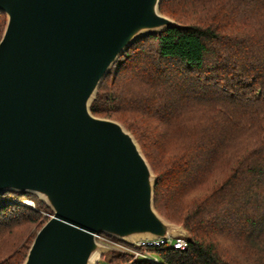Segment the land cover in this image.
<instances>
[{"label": "trees", "instance_id": "obj_1", "mask_svg": "<svg viewBox=\"0 0 264 264\" xmlns=\"http://www.w3.org/2000/svg\"><path fill=\"white\" fill-rule=\"evenodd\" d=\"M160 12L182 27L138 39L91 104L135 136L155 209L189 233L185 250L134 247L160 264H264V0H161ZM49 214L34 194L0 193V264H23Z\"/></svg>", "mask_w": 264, "mask_h": 264}, {"label": "water", "instance_id": "obj_2", "mask_svg": "<svg viewBox=\"0 0 264 264\" xmlns=\"http://www.w3.org/2000/svg\"><path fill=\"white\" fill-rule=\"evenodd\" d=\"M161 0H0V193L53 212L23 264H97L128 244L189 233L154 206L157 176L134 135L91 104L138 39L182 26Z\"/></svg>", "mask_w": 264, "mask_h": 264}, {"label": "built area", "instance_id": "obj_3", "mask_svg": "<svg viewBox=\"0 0 264 264\" xmlns=\"http://www.w3.org/2000/svg\"><path fill=\"white\" fill-rule=\"evenodd\" d=\"M28 201L31 202L28 205L34 207V202H32L31 200H28ZM96 239H97V242H99L100 244H103L106 246L113 244L117 248L123 249V252L132 254L133 259H132V262L129 264H132L133 262L137 260H144L148 262L149 264H160L161 263L160 259L154 254L150 253L147 249L141 250V249L135 248L134 246L139 247V248L165 246L167 248H174V249H179V250H185L186 248V241H185V238L183 237L174 238V237L169 236L167 238H155V237L145 238V239L141 238L135 241L134 243H130V244L123 242V241L115 242L112 239H110V237H108L107 235L96 236Z\"/></svg>", "mask_w": 264, "mask_h": 264}, {"label": "rangeland", "instance_id": "obj_4", "mask_svg": "<svg viewBox=\"0 0 264 264\" xmlns=\"http://www.w3.org/2000/svg\"><path fill=\"white\" fill-rule=\"evenodd\" d=\"M135 137V136H134ZM137 140V139H136ZM138 142V141H137ZM140 146V145H139ZM141 148V147H140ZM143 152V151H142ZM144 154V153H143ZM145 155V154H144ZM147 159V158H146ZM148 161V160H147ZM149 162V161H148ZM150 164V163H149ZM150 166H151V164H150ZM152 168V167H151ZM152 170H153V168H152ZM154 172V171H153ZM155 174V173H154ZM156 175V174H155ZM33 202V201H32ZM26 203L27 204H29V203H31V202H29L28 200L26 201ZM50 215V214H49ZM50 216H52V215H50ZM173 223V222H172ZM175 224V223H174ZM33 231V234H34V236H36V234H37V232H36V230H32ZM35 231V232H34ZM29 235H30V233H29ZM27 236H28V234H27ZM108 237H110V239H112L113 241H115V242H117V241H119L118 239H116V238H114V237H111V236H108ZM35 238V237H34ZM174 238H178V237H174ZM34 240V239H33ZM31 246V245H30ZM30 246H29V248H30ZM106 246V245H105ZM107 247H109L110 248V252L113 250V251H122L123 252V249H121V248H117L116 246H114L113 244H110V245H108ZM229 252V251H228ZM230 253V252H229ZM109 257H110V253L108 252V253H106L105 255H104V257L103 258H101V260H100V262H99V264H107V261H108V259H109Z\"/></svg>", "mask_w": 264, "mask_h": 264}]
</instances>
